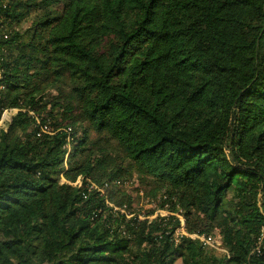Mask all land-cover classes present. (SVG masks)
I'll return each mask as SVG.
<instances>
[{"label":"trees","instance_id":"1","mask_svg":"<svg viewBox=\"0 0 264 264\" xmlns=\"http://www.w3.org/2000/svg\"><path fill=\"white\" fill-rule=\"evenodd\" d=\"M0 71V264H264V0H0Z\"/></svg>","mask_w":264,"mask_h":264},{"label":"built area","instance_id":"2","mask_svg":"<svg viewBox=\"0 0 264 264\" xmlns=\"http://www.w3.org/2000/svg\"><path fill=\"white\" fill-rule=\"evenodd\" d=\"M0 78H1V71H0ZM29 115H31L34 118V120H35L36 127L38 128V131H37V136L38 137L40 135H42V134L50 135L52 133L48 123H45V124L41 123V121L37 117H35L32 112H29ZM70 132H71V129L68 128L66 130V134H67L66 141H67L68 144H69V142L72 139L71 136H70ZM66 149H67V152H68L69 151L68 145H66ZM67 155H68V153H66L65 159L67 158ZM79 182H80V179H78L72 185L76 186V185L79 184ZM87 182H88V184H87L88 191H91V190L99 191L101 196L104 194L102 190H100V189H98L96 187V185L90 183L88 180H87ZM156 206H158V202H157ZM167 206L168 205L166 204L164 209L154 208L155 210L153 212V215L149 216V218L153 219V218H155L157 216H160V217L175 216L178 219V222H179V225H178L179 227L176 229V231L174 233V236H173L176 241H177V239L179 237L184 236V237L190 238V239H192L194 241H198V243L204 248L217 250V251L220 250V235L211 236V235H200V234H187L186 231H185V228H184L185 227V221L182 218V216H180L178 214L170 213L168 211V209H166ZM161 210H164L165 214L159 213V211H161ZM155 211H157L158 213L155 214ZM121 212L123 213L124 211H121ZM263 235H264V232H263ZM261 241H262V237L257 240L256 250H258L259 245L261 244Z\"/></svg>","mask_w":264,"mask_h":264},{"label":"rangeland","instance_id":"3","mask_svg":"<svg viewBox=\"0 0 264 264\" xmlns=\"http://www.w3.org/2000/svg\"><path fill=\"white\" fill-rule=\"evenodd\" d=\"M21 28V27H20ZM15 29H19V27H15ZM14 110L11 111H5L3 112V114L1 115L0 118V124L2 122V120L8 115V117H11L10 114H12ZM258 168L259 170L262 172L264 169V162L261 160H258ZM145 179L138 175V174H133L131 176V178H129L128 181L125 182L124 188L126 193H129L131 195V197L133 198V206L135 210H138L140 212V214H147V213H151L153 212V210H155L154 208H158L159 206L157 205V201L155 200V198H148V197H140L138 195V193L143 190L141 189L143 187L142 184H144ZM264 198V194H256V196L254 198H252L253 200L257 201L259 204L263 201ZM158 211V210H157ZM155 211V214H157L158 212ZM159 213L161 214H165L164 210L159 211ZM220 253V252H217ZM177 264H180L179 262Z\"/></svg>","mask_w":264,"mask_h":264}]
</instances>
